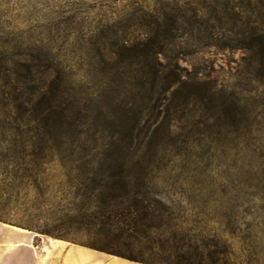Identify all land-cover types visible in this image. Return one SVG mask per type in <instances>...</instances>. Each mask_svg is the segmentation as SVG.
<instances>
[{
  "label": "rangeland",
  "instance_id": "1",
  "mask_svg": "<svg viewBox=\"0 0 264 264\" xmlns=\"http://www.w3.org/2000/svg\"><path fill=\"white\" fill-rule=\"evenodd\" d=\"M105 4L0 0V226L15 231L0 234V264H211L206 253L222 245L229 253L223 260L213 253V264H264V120L257 119L260 132L249 147L245 140L216 149L177 144L149 157L141 145L112 157L98 148L90 170L84 161L93 157L78 158V148L42 154L13 119L7 80L26 77L18 55L32 43L51 45L55 59L46 65L53 77H68L75 88L104 83L107 66L87 57L85 36L108 17ZM238 56L210 48L180 64L208 73L226 93L241 81L244 96L257 102L264 85L233 75ZM45 68L35 60L31 77L39 81ZM130 198L152 213L146 221L159 223L158 230L135 234L102 217Z\"/></svg>",
  "mask_w": 264,
  "mask_h": 264
},
{
  "label": "trees",
  "instance_id": "2",
  "mask_svg": "<svg viewBox=\"0 0 264 264\" xmlns=\"http://www.w3.org/2000/svg\"><path fill=\"white\" fill-rule=\"evenodd\" d=\"M104 1L108 17L85 36L87 57L107 66L104 83L75 88L68 77H53L52 66L46 65L55 59L50 44L32 43L18 55L26 61L27 75L7 80L13 91L11 112L31 134V144L36 140L42 154L78 148V158L93 157L84 161L90 170L98 148L112 157L141 145L149 157L177 144L187 150L244 140L245 147L253 144L260 132L257 119L264 120V92L249 102L241 81L238 91L226 93L205 78L208 73L180 62L210 48L236 51L233 75L263 86L264 0ZM35 60L46 66L39 81L31 77ZM126 201L101 211L102 217L135 234L160 228L146 221L152 213L141 201ZM215 252L222 260L229 253L224 245L208 251L211 264L218 260ZM197 254L202 260V253Z\"/></svg>",
  "mask_w": 264,
  "mask_h": 264
},
{
  "label": "crops",
  "instance_id": "3",
  "mask_svg": "<svg viewBox=\"0 0 264 264\" xmlns=\"http://www.w3.org/2000/svg\"><path fill=\"white\" fill-rule=\"evenodd\" d=\"M7 232V235L9 236V234H13V233H15V231H13V230H11V229H9V228H6V227H2V226H0V234L2 233V232ZM16 234H20V239H21V241H23V242H28V236L27 235H25V238H23V236L24 235H22V233H16ZM10 235V236H11ZM2 252V254H3V251H1Z\"/></svg>",
  "mask_w": 264,
  "mask_h": 264
}]
</instances>
